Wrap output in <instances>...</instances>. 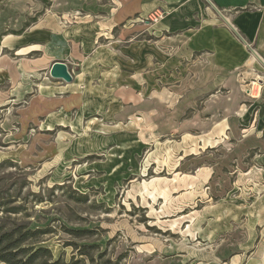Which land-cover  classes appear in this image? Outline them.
I'll list each match as a JSON object with an SVG mask.
<instances>
[{
    "label": "rangeland",
    "instance_id": "rangeland-1",
    "mask_svg": "<svg viewBox=\"0 0 264 264\" xmlns=\"http://www.w3.org/2000/svg\"><path fill=\"white\" fill-rule=\"evenodd\" d=\"M241 38L206 0H0V223L66 261L264 264V67Z\"/></svg>",
    "mask_w": 264,
    "mask_h": 264
},
{
    "label": "trees",
    "instance_id": "trees-1",
    "mask_svg": "<svg viewBox=\"0 0 264 264\" xmlns=\"http://www.w3.org/2000/svg\"><path fill=\"white\" fill-rule=\"evenodd\" d=\"M1 205L3 204L0 203ZM8 211L15 215L20 213L19 208ZM49 230L48 228H31L23 223H0V261L5 264H81L83 260L78 257L87 256L90 264L94 263L92 256L77 250L74 244L71 246L76 254H73L69 261L62 257L54 259L50 249L40 245L43 235L49 233Z\"/></svg>",
    "mask_w": 264,
    "mask_h": 264
},
{
    "label": "crops",
    "instance_id": "crops-1",
    "mask_svg": "<svg viewBox=\"0 0 264 264\" xmlns=\"http://www.w3.org/2000/svg\"><path fill=\"white\" fill-rule=\"evenodd\" d=\"M206 2L211 4L218 16L219 14L217 11L221 16H224V14L229 16V18L224 16L230 24V27H232L231 29L226 24L228 28L232 31L235 30V32L238 31L242 36L243 43H247V45L249 44L264 62V0H206ZM11 46L13 45H8L3 48L7 49ZM31 48L32 46L22 48L19 52H22V50L28 51ZM33 48L35 49V46H33ZM37 50L39 49L36 48V50H31L29 53L37 52ZM251 55L253 54L251 53ZM42 62H45L44 58L38 59L30 64L37 65ZM250 63L252 62L250 61ZM79 79L80 78L77 77L74 83L70 85H76L75 83Z\"/></svg>",
    "mask_w": 264,
    "mask_h": 264
},
{
    "label": "water",
    "instance_id": "water-1",
    "mask_svg": "<svg viewBox=\"0 0 264 264\" xmlns=\"http://www.w3.org/2000/svg\"><path fill=\"white\" fill-rule=\"evenodd\" d=\"M217 13L220 15V13L217 11ZM223 20L226 22V24L230 27V24L228 23L227 19L224 16H221ZM232 29V27H230ZM242 39V38H241ZM243 41V40H242ZM244 42V41H243ZM247 45V44H246ZM248 46V45H247ZM251 53L253 56L258 60V62L264 67V62L259 56L254 52V50H251ZM49 77L55 80L62 81L63 83L70 84L73 82V78L71 73L68 70L67 64L61 63V62H52L51 67L49 69Z\"/></svg>",
    "mask_w": 264,
    "mask_h": 264
},
{
    "label": "bare ground",
    "instance_id": "bare-ground-1",
    "mask_svg": "<svg viewBox=\"0 0 264 264\" xmlns=\"http://www.w3.org/2000/svg\"><path fill=\"white\" fill-rule=\"evenodd\" d=\"M235 32V30H233ZM236 33V32H235ZM253 56V55H252Z\"/></svg>",
    "mask_w": 264,
    "mask_h": 264
}]
</instances>
